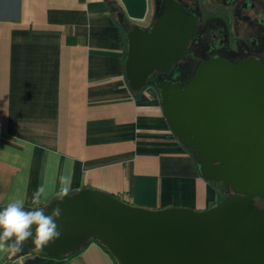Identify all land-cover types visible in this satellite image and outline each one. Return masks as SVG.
I'll use <instances>...</instances> for the list:
<instances>
[{"label": "crops", "instance_id": "crops-1", "mask_svg": "<svg viewBox=\"0 0 264 264\" xmlns=\"http://www.w3.org/2000/svg\"><path fill=\"white\" fill-rule=\"evenodd\" d=\"M119 14L127 27L146 29L155 0H0V209L13 198L30 209L43 190L47 210L64 188L148 210L203 212L221 203L174 134L158 89L131 88L130 31ZM13 257L117 264L98 243L71 259L0 253V264Z\"/></svg>", "mask_w": 264, "mask_h": 264}, {"label": "water", "instance_id": "water-1", "mask_svg": "<svg viewBox=\"0 0 264 264\" xmlns=\"http://www.w3.org/2000/svg\"><path fill=\"white\" fill-rule=\"evenodd\" d=\"M196 24L181 3L166 0L148 30L136 26L128 33L125 74L134 91L187 57ZM157 88L174 134L199 155L201 176L232 194L199 212L148 210L85 189L45 210L61 207V238L40 250L28 240L29 248L59 257L94 239L118 264H264V209L255 204L264 202V62L214 55L186 84L163 80Z\"/></svg>", "mask_w": 264, "mask_h": 264}, {"label": "trees", "instance_id": "trees-1", "mask_svg": "<svg viewBox=\"0 0 264 264\" xmlns=\"http://www.w3.org/2000/svg\"><path fill=\"white\" fill-rule=\"evenodd\" d=\"M179 3H181L184 7V11L188 14H194L197 17V30L198 33L196 36L191 40L188 49L190 50V54L180 63L172 66L171 70L168 73H159L156 72L153 74L147 85H151V79L159 76L156 79V82L154 83V86L157 88L158 84L163 80H170L174 82H182L183 84H186L188 80L191 78L189 75L195 74L197 68L199 67L200 61L196 59L195 57H204V59L208 58L207 52L210 50L211 44L214 42V35L220 36V31H223L224 34L228 37L227 39V45L230 48L236 49L238 52L242 54V58H248L250 55L247 51L251 48V40L253 39L254 34L261 33L264 26H260L259 20H250L248 16L244 15V11L241 8L242 2L244 0L239 1L240 3H233L230 4L231 0H215L216 5L214 7L220 6V10H218L220 14V18H215L212 16L207 15L206 10H214L215 8L213 6H209V9L207 7V3L205 2L203 5L201 0H176ZM260 2V1H259ZM110 4H113V2L109 1ZM262 5V3L256 4L258 7ZM264 4V3H263ZM234 6V7H233ZM235 6L237 7V12L239 13V16H236L235 18H232L230 16V10L234 9ZM155 7H156V14L154 17V20L152 24L146 28L147 30L154 24V22L163 14L165 8H166V0H155ZM209 12V11H207ZM119 13H121L119 11ZM222 14V15H221ZM226 16L227 19L225 17ZM234 17V16H233ZM124 27L128 29V32L132 30V28H129L125 25V20L123 19ZM240 57V58H241ZM234 59V63H238L239 59ZM233 60V59H232ZM201 64V63H200ZM189 75H188V74ZM188 76V77H187ZM188 78V79H187ZM194 156L196 161L199 160V155L194 150H189ZM214 185H220L224 189L225 187L221 184H214ZM232 194V191H227L225 189V197L221 201V203L228 198ZM255 204L259 207L264 209V202L261 199H256ZM91 243H98L107 253H109L115 262L118 264L116 258L110 253L107 247H105L101 242L98 240L91 239L87 243H85L82 247H80L75 252H72L66 256H50L48 254L33 251L29 248L27 241L24 243L23 248L20 252L15 253V256L18 255L19 258L23 257H29L31 255H41L45 257H51L56 259H71L79 254H81L85 249L91 244ZM16 259L14 257L12 260L7 264H15Z\"/></svg>", "mask_w": 264, "mask_h": 264}, {"label": "clouds", "instance_id": "clouds-1", "mask_svg": "<svg viewBox=\"0 0 264 264\" xmlns=\"http://www.w3.org/2000/svg\"><path fill=\"white\" fill-rule=\"evenodd\" d=\"M68 195L69 189L64 188L58 199L62 202ZM42 196L43 190L33 195L30 209L26 208V201L19 198L11 199L0 209V253L20 252L28 240L40 250L61 238L62 231L57 221L62 216V209L57 205L46 213L40 207Z\"/></svg>", "mask_w": 264, "mask_h": 264}, {"label": "flooded vegetation", "instance_id": "flooded-vegetation-1", "mask_svg": "<svg viewBox=\"0 0 264 264\" xmlns=\"http://www.w3.org/2000/svg\"><path fill=\"white\" fill-rule=\"evenodd\" d=\"M239 1H241V0H231L230 4L232 5L233 3H240ZM253 2L257 3L255 0H244V2L240 3L241 8L243 9V11L245 13L249 9H252V8L255 9L258 16L256 15L257 18L255 17V19H253V20L254 21L255 20L261 21L260 26H264V9L263 10H257V8H259V7ZM236 10H237V7L235 6L233 18H235L236 16H239L240 12H237ZM197 33H198V30H197ZM227 39H228V37L224 34L223 31H220V36L214 35V42L211 44L210 50L207 52L208 58L205 59V61L213 58L214 55L216 57H220V58L226 59V60L231 61V62H233L234 59L240 58L242 56V54L240 52H238L236 49L230 48L226 44ZM251 44H252L251 48L249 49V51H247L248 54L250 55L248 58H256V59H259V60L264 62V28H263L261 33L254 34L253 39L251 40ZM189 54H190V50H189ZM195 58L200 61V57H195ZM248 58L243 59L241 57L238 61L241 62V61L246 60ZM158 77L159 76H157L156 79Z\"/></svg>", "mask_w": 264, "mask_h": 264}, {"label": "rangeland", "instance_id": "rangeland-1", "mask_svg": "<svg viewBox=\"0 0 264 264\" xmlns=\"http://www.w3.org/2000/svg\"><path fill=\"white\" fill-rule=\"evenodd\" d=\"M202 2V4L203 5H205L204 3L206 2L207 4V7H208V9H209V6L211 7V6H213L214 7V5H216V3H215V0H201ZM205 1V2H204ZM257 3H255V2H253V3H255V4H259V3H262V5L260 4V6H259V8H257V10H263L264 9V0H255ZM260 1V2H259ZM220 6H222V5H218V7H217V9H216V7H214L215 9L214 10H206L205 9V11H206V13H207V15H209V16H212V17H214L215 19L214 20H216V18H220L221 16H220V14H219V12H218V10H220ZM212 8V7H211ZM207 11H209V12H207ZM231 12H230V16L233 18V14H234V9H231L230 10ZM247 13V14H246ZM244 12V14L246 15V16H248V18H250L251 20H253V19H255V17H256V15L258 16V14L256 13V10L255 9H249L247 12ZM237 14V13H236ZM222 15V14H221ZM238 15V14H237ZM222 17H225L226 19H227V17L226 16H222ZM257 18V17H256ZM205 61V59H204V57H201L200 58V63H202V62H204ZM200 63H199V66H200ZM196 73V72H195ZM188 74V73H187ZM189 75V74H188ZM195 75V74H194ZM188 77V76H187ZM189 77H193V75H189ZM191 78L188 80V82L191 80ZM188 79V78H187ZM156 82V79L155 78H153V79H151V82H150V84L151 85H154V83ZM158 89V88H157ZM214 185V184H213ZM216 186V188H217V191H218V193H219V195H220V198H221V200H223L224 199V197H225V189L222 187V186H220V185H215Z\"/></svg>", "mask_w": 264, "mask_h": 264}]
</instances>
